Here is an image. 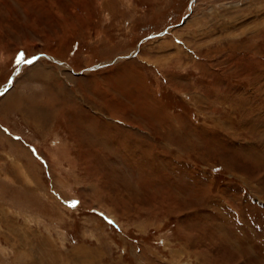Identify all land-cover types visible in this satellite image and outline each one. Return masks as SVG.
<instances>
[{"label":"rangeland","instance_id":"1","mask_svg":"<svg viewBox=\"0 0 264 264\" xmlns=\"http://www.w3.org/2000/svg\"><path fill=\"white\" fill-rule=\"evenodd\" d=\"M0 93V264H264V0H0Z\"/></svg>","mask_w":264,"mask_h":264},{"label":"snow or ice","instance_id":"2","mask_svg":"<svg viewBox=\"0 0 264 264\" xmlns=\"http://www.w3.org/2000/svg\"><path fill=\"white\" fill-rule=\"evenodd\" d=\"M24 60H25V57H24L23 54H21V55L19 56V58L17 59V63L24 62ZM27 62H28V63H31V61H27ZM0 95H3V93H0Z\"/></svg>","mask_w":264,"mask_h":264}]
</instances>
